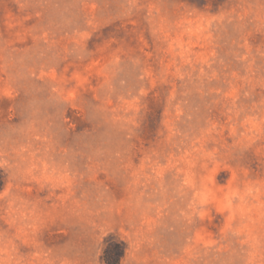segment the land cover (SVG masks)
Returning a JSON list of instances; mask_svg holds the SVG:
<instances>
[{"label":"rangeland","instance_id":"374dc122","mask_svg":"<svg viewBox=\"0 0 264 264\" xmlns=\"http://www.w3.org/2000/svg\"><path fill=\"white\" fill-rule=\"evenodd\" d=\"M264 264V0H0V264Z\"/></svg>","mask_w":264,"mask_h":264},{"label":"trees","instance_id":"16d2710c","mask_svg":"<svg viewBox=\"0 0 264 264\" xmlns=\"http://www.w3.org/2000/svg\"><path fill=\"white\" fill-rule=\"evenodd\" d=\"M112 244L108 245L102 254V260L105 264H119L125 253V244L122 240H113Z\"/></svg>","mask_w":264,"mask_h":264}]
</instances>
